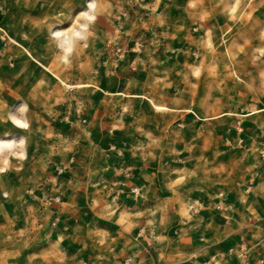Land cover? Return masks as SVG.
Here are the masks:
<instances>
[{
	"label": "rangeland",
	"instance_id": "1",
	"mask_svg": "<svg viewBox=\"0 0 264 264\" xmlns=\"http://www.w3.org/2000/svg\"><path fill=\"white\" fill-rule=\"evenodd\" d=\"M5 132L0 264H264V0H0Z\"/></svg>",
	"mask_w": 264,
	"mask_h": 264
},
{
	"label": "clouds",
	"instance_id": "2",
	"mask_svg": "<svg viewBox=\"0 0 264 264\" xmlns=\"http://www.w3.org/2000/svg\"><path fill=\"white\" fill-rule=\"evenodd\" d=\"M59 36V34H57ZM29 112V108L27 103L21 102L18 106L15 107L14 110H9L7 112V121L10 122L14 127L27 130L30 127L29 119L27 113ZM11 136L10 133L5 132L4 138H0V163H7L8 156H15L20 154L21 156L24 154L26 147V138L23 136L15 137L11 136V139L8 137ZM3 169L0 168V171Z\"/></svg>",
	"mask_w": 264,
	"mask_h": 264
},
{
	"label": "bare ground",
	"instance_id": "3",
	"mask_svg": "<svg viewBox=\"0 0 264 264\" xmlns=\"http://www.w3.org/2000/svg\"><path fill=\"white\" fill-rule=\"evenodd\" d=\"M61 41H62V40H61ZM64 41H66V39H65ZM69 48H70L69 42H68V41H66V42H65V44H64V46H63V49H64V50H65V52H66V51H68V50H69Z\"/></svg>",
	"mask_w": 264,
	"mask_h": 264
},
{
	"label": "crops",
	"instance_id": "4",
	"mask_svg": "<svg viewBox=\"0 0 264 264\" xmlns=\"http://www.w3.org/2000/svg\"><path fill=\"white\" fill-rule=\"evenodd\" d=\"M225 260H226V258H222V259H221V257H220V263H221V264L224 263ZM222 261H223V262H222Z\"/></svg>",
	"mask_w": 264,
	"mask_h": 264
}]
</instances>
